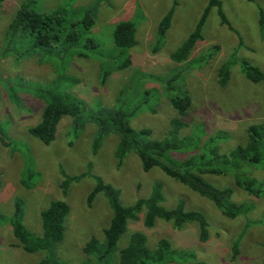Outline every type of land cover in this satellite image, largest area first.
<instances>
[{
  "label": "rangeland",
  "instance_id": "obj_1",
  "mask_svg": "<svg viewBox=\"0 0 264 264\" xmlns=\"http://www.w3.org/2000/svg\"><path fill=\"white\" fill-rule=\"evenodd\" d=\"M221 1L233 29L221 24L216 7L211 8L202 29V39L187 62L179 64L170 59V54L195 28L208 0H176L164 44L158 53L151 51L155 31L174 0L37 2V10L41 12L63 8L67 12L63 13L66 25L80 17L73 13L79 6L94 5L97 17L91 33H84L76 43L75 50L84 53L82 57L70 58L72 51L69 56L61 57L43 52L40 54L44 60L36 53V56L20 59L10 55L0 61L3 79L16 87L10 91L0 81V129L9 141L5 145L0 140V264H40L42 260L50 261L52 253L59 264H105L88 257L83 250L91 236L103 239V228L112 214L103 193H98L91 204L87 203V196L95 185L93 175L118 189L119 200L125 206L149 196L154 184L159 183L164 196L161 204L165 208H174L182 199L186 210L201 212L208 222V237L202 241L199 224L195 221L177 228L172 221L157 219L152 228H146L141 218L129 220L118 240V248L127 244L131 232L139 230L146 235L150 249H154L160 239L171 243L180 256L166 264H264V195L259 198L249 195L235 185L228 173L202 174L203 180L212 185L230 188L231 201L251 207L247 214L227 218L208 198L168 176L160 167L143 170L134 149H130L118 165L115 150L119 134L109 126L107 117V111L120 97L128 108L138 106L129 119L134 131L149 128L151 138L162 139L170 128V119L178 116L170 99L185 93L190 107L181 118L188 126L179 131V138L196 133L206 146L216 140L222 152L247 141L248 126L264 122V75L253 81L243 73L242 60L264 73V0ZM20 2L5 0L0 6V47L4 30ZM122 17L136 19L137 43L130 49L134 54L133 63L101 83L98 63L106 64L110 70L114 68L108 65V56L116 52L112 32L117 19ZM92 38L97 45L87 43V39ZM225 62L230 65L229 75L221 84L218 72ZM64 65H69V69L65 71ZM55 74H67L78 81L74 86H64L72 88L83 104L77 118L65 115L60 119L53 140L45 144L29 132V127L40 120L43 101L32 88L23 87L47 83ZM146 90L152 91L150 95ZM14 92L15 97L10 96ZM100 118H105L102 129ZM144 137L141 134L139 140ZM184 152L174 151L172 155L182 159L188 156ZM254 165L245 169L246 175L264 181V161ZM214 166H218V162ZM25 171L34 174L28 179L31 188L20 182ZM86 171L88 173L78 181L63 188L64 173L76 175ZM52 200H64L70 208L63 240L52 251H25L9 223L16 201L21 204L25 226L40 235V211ZM184 251L188 257H183ZM233 252H237L235 256Z\"/></svg>",
  "mask_w": 264,
  "mask_h": 264
},
{
  "label": "trees",
  "instance_id": "obj_2",
  "mask_svg": "<svg viewBox=\"0 0 264 264\" xmlns=\"http://www.w3.org/2000/svg\"><path fill=\"white\" fill-rule=\"evenodd\" d=\"M5 0H0V6ZM39 0H21L12 19L8 22L3 33V45L0 47V61L13 55L16 59L36 56L44 60L40 53H55L57 56H84V53L76 51V43L79 37L86 32L91 33L95 25L97 11L88 4L79 6L73 10L74 14L80 17L71 23L65 24L66 18L63 13H67L63 8H57L50 12H41L37 10ZM172 6L160 19L154 44L151 45V51L158 53L164 44L166 32L170 26L174 7ZM216 7L221 24L228 25L231 29L233 26L229 23L222 8L221 0H208L204 7L195 28L188 34L183 42L170 54V59L175 63L187 62L198 41L202 39V29L206 23L209 11ZM262 19L260 27H262ZM155 34V33H154ZM113 44L116 52L108 56V65L113 66L112 70L106 64L98 63L100 66L99 78L101 83H105L109 76H113L123 70L128 69L133 63V55L130 49L136 45V19L119 18L117 19L113 32ZM89 45H97L95 40L87 39ZM2 48V51H1ZM71 48V49H70ZM216 48V47H214ZM73 49V50H72ZM40 50V51H39ZM244 64L243 73L253 81L261 78L264 73L248 61L242 60ZM69 65H64L66 71ZM229 62H225L219 69L220 83L224 84L229 75ZM57 73L56 69H54ZM142 76V75H141ZM144 77H147L144 75ZM0 74V81L4 87L10 91L15 89V85L7 83ZM67 74H55L47 83H37L26 85L23 88H32L37 97L43 101V107L40 120L33 126L29 127L32 136L39 139L45 144H49L57 132L60 119L65 115L73 118L78 117L82 109V99L73 94V89L64 86V84L75 85L78 81L72 80ZM21 81V79L19 80ZM64 86V87H62ZM147 91L150 95L152 91ZM15 97V92L10 95ZM170 103L178 112V116L170 119V128L162 139L151 138V130L142 128L138 132L129 125V119L133 116L138 106L128 108L120 97L116 99L114 105L108 112L110 125L118 134L119 141L115 150L117 164H121L125 155L130 149L140 159L143 170H149L153 166H158L168 176L174 178L180 183L187 185L193 191L201 196L208 198L227 218H234L240 214H247L251 209L247 203H236L231 201L233 191L230 188H219L203 180L201 177L204 173H228L233 177L237 187L245 190L249 195L259 198L264 195V181H260L256 176L248 177L245 169H251L254 164L264 161V122L250 124L247 128V141L244 144L237 145L234 149L222 152L216 146V140L210 146H206L201 141L200 135L191 133L179 138V131L188 126V123L181 117L186 115L190 107L188 95L182 93L177 97H172ZM74 121V119H73ZM72 121V122H73ZM76 121V120H75ZM105 118L98 120L100 129H102ZM2 131H4L2 129ZM143 134L144 138L139 140ZM196 135V136H195ZM0 129V140L9 144L6 136ZM98 136L96 144H98ZM6 138V139H5ZM9 138V137H8ZM195 141L193 143V140ZM10 139V138H9ZM188 140L189 144H188ZM192 142V143H190ZM97 146H95V149ZM188 153L185 158H175L172 152ZM195 152L194 154L192 152ZM218 162V166H214ZM23 174L20 182L25 187L31 188L32 184L28 179L33 176L32 172ZM88 171L68 175L64 173L62 186L64 189L72 182L78 181ZM95 181L93 189L87 196V203L95 199L98 193H103L107 198L112 214L107 226L103 228V239L100 240L91 236L84 244L83 250L88 257H92L97 262L105 264H166L174 262L180 255L172 248L167 239H160L154 249H150L146 243V235L135 230L131 232L127 244L118 248V240L126 231L129 220H138L141 218L142 224L146 228H152L157 219L172 221L174 226L181 228L186 222L195 221L199 224V238L205 241L208 237V222L204 215L196 210H186L184 201L179 200L178 204L167 209L161 203L164 200L162 187L159 183L154 184L149 196L138 198L133 204L122 205L119 200V190L112 185L102 181L98 176H92ZM69 205L64 200H52L49 205L40 211V220L42 233L37 235L31 232L22 221L21 204L16 201L15 210L9 218L14 237L18 240L21 247L27 252H37L41 250L52 251L59 244L65 235V219L69 213ZM237 252H233L235 256ZM183 257H188L184 251ZM193 257V254H190ZM40 261V264H59L54 258ZM198 264V263H196Z\"/></svg>",
  "mask_w": 264,
  "mask_h": 264
}]
</instances>
